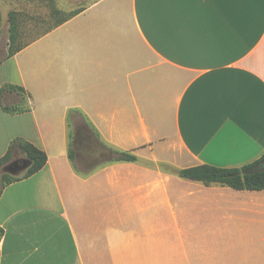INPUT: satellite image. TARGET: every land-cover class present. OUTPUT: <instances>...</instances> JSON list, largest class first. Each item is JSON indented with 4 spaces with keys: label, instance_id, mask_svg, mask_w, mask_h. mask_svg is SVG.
<instances>
[{
    "label": "crops",
    "instance_id": "1",
    "mask_svg": "<svg viewBox=\"0 0 264 264\" xmlns=\"http://www.w3.org/2000/svg\"><path fill=\"white\" fill-rule=\"evenodd\" d=\"M4 58L0 88L31 98L27 112L0 108V158L21 138L47 163L0 185V264H264V190L177 175L175 187L139 163L238 168L264 154V0H92ZM70 110L109 154L84 171L67 156Z\"/></svg>",
    "mask_w": 264,
    "mask_h": 264
},
{
    "label": "trees",
    "instance_id": "2",
    "mask_svg": "<svg viewBox=\"0 0 264 264\" xmlns=\"http://www.w3.org/2000/svg\"><path fill=\"white\" fill-rule=\"evenodd\" d=\"M52 4L55 0H47ZM52 17L54 23L47 30L51 31L57 26L61 25L65 21L74 17L82 11L78 9L69 13H62L55 8H51ZM8 51L5 55V59H8L23 49L28 44L18 43L19 32H18V21L17 13L11 11L8 14ZM0 26H1V14H0ZM46 32V33H47ZM44 33V34H46ZM43 34V35H44ZM2 61H0L1 64ZM6 93H15L20 96V101L16 104L7 105L3 103V97ZM29 93L21 86L13 84H4L0 88V108L3 112L14 115L23 112L29 111L30 107L28 105V100L30 99ZM76 110H70L67 114L68 124L71 123ZM83 118V117H82ZM84 119V118H83ZM95 133V132H94ZM113 154L115 157L113 161L117 162H136L137 157L126 151H114ZM67 156L70 162L74 165L75 152L69 146L67 149ZM14 160H22L28 163L27 167L24 170L23 175L19 177H10L9 175L2 174L0 176V185L4 187L7 184L19 181L21 179H26L35 173L39 172L47 163L46 153L33 145L30 142H27L21 138H14L3 157L0 158V168L4 166H9L14 162ZM264 163V154L254 162L244 165L238 168H220L211 165H199L188 168H183L175 170L176 175L185 180L201 182L205 185L209 184H220L223 186L230 187L235 190H249V191H260L264 190V171H259L257 173H251V169ZM77 167H75L76 169ZM3 233V230L0 229V234Z\"/></svg>",
    "mask_w": 264,
    "mask_h": 264
},
{
    "label": "rangeland",
    "instance_id": "3",
    "mask_svg": "<svg viewBox=\"0 0 264 264\" xmlns=\"http://www.w3.org/2000/svg\"><path fill=\"white\" fill-rule=\"evenodd\" d=\"M92 0H55L50 4L47 0H0V14H1V26H0V59H2L8 51V14L11 11L17 13L18 21V32L19 40L18 43L30 44L33 39L39 37L47 32V30L54 23L52 17L51 8H55L62 13H69L78 9H82ZM49 32V31H48ZM13 98L10 100H4L7 105L16 104L20 101V96L13 94ZM29 105V100H28ZM67 147H71L75 152L74 165L78 170L84 171L87 164L92 163L98 158V161H103L109 157L107 151L101 156L95 157L94 153L91 151V147L99 149V143L97 144L98 137L96 133L91 130L89 122H85L79 113L74 115L71 123L67 125ZM90 140V144L87 142ZM100 150V149H99ZM115 150H111L113 153ZM114 155V154H113ZM115 156V155H114ZM113 156V157H114ZM145 166L159 167V169L165 173L174 175L175 178L172 180L175 187L184 186V182L178 177L170 165L165 163H151L147 161L139 162ZM25 161L14 160L10 167L4 166L0 168V176L2 174L9 175L10 177H19L23 175L25 170Z\"/></svg>",
    "mask_w": 264,
    "mask_h": 264
},
{
    "label": "flooded vegetation",
    "instance_id": "4",
    "mask_svg": "<svg viewBox=\"0 0 264 264\" xmlns=\"http://www.w3.org/2000/svg\"><path fill=\"white\" fill-rule=\"evenodd\" d=\"M87 142L89 143L90 140H88ZM89 146L91 147L92 144L89 143ZM90 149H91L92 153H94L95 157L101 156L102 154H104L101 150H99V149L97 150L94 146H92Z\"/></svg>",
    "mask_w": 264,
    "mask_h": 264
},
{
    "label": "water",
    "instance_id": "5",
    "mask_svg": "<svg viewBox=\"0 0 264 264\" xmlns=\"http://www.w3.org/2000/svg\"><path fill=\"white\" fill-rule=\"evenodd\" d=\"M10 167V165L8 166ZM259 171H264V163H261L260 165L254 167L253 169H251V173H257Z\"/></svg>",
    "mask_w": 264,
    "mask_h": 264
}]
</instances>
